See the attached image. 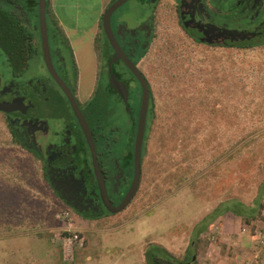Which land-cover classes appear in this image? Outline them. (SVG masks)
<instances>
[{
	"label": "rangeland",
	"instance_id": "1",
	"mask_svg": "<svg viewBox=\"0 0 264 264\" xmlns=\"http://www.w3.org/2000/svg\"><path fill=\"white\" fill-rule=\"evenodd\" d=\"M10 2H3L0 7L10 6L11 10H14L13 4L8 5ZM21 7L24 8L23 4ZM146 15L148 16V8L145 3L128 0L117 10L112 19L131 31L136 30V26L146 19ZM115 23L112 27H116ZM162 29L166 28L160 26V31ZM173 35L176 39L179 38L169 29L168 32L162 33V39L167 38L168 43L171 41L172 47L176 49L174 54H167L165 51L168 48L165 49L163 41L159 40L154 44V50L148 52L144 58L141 57L143 58L141 67L153 84V73L157 70L155 65L160 64L162 67V64H165L171 72L172 62L168 57L178 61L183 71L178 78L181 82L188 78V84L182 90L190 92L194 86H197L196 77H199L200 72L196 71V68L201 67L202 60L207 56L200 52L199 47L178 46L175 39L173 40ZM99 40L103 41L102 36ZM262 49L264 51L263 47ZM256 51L242 53L248 57L246 61L249 66L256 64V60L252 59ZM164 52L167 55L164 56ZM1 61L2 58H0ZM36 67L37 64L34 63L27 65V76H34ZM83 70H89L87 77L85 75L81 79L85 84L82 90L87 93L93 82L90 73L97 69L83 61V68H80V71ZM252 76L262 77L256 72ZM169 82L170 80L166 81L165 89H169ZM171 89L167 90V94L178 91L179 86L172 85ZM249 93L254 98L248 100L247 108L244 110L248 119L244 118L245 124L241 125L247 128L258 126L264 128V82L254 86ZM94 97L95 102L107 98L102 82L96 85ZM163 106H169V101L163 103ZM227 106L231 110V100ZM250 113L254 115L250 116ZM196 117L199 119L198 114ZM108 119L115 122L126 120L120 109ZM118 125L120 128L126 126V124ZM156 125V130L150 134L146 142V154L141 162L139 186L133 201L123 211L98 220H80L62 207L57 200L53 202L49 200L50 194L43 185H40L37 188L43 194H41L43 196L40 203L41 209L33 212L28 218V221L33 224L37 218L40 221V227L23 230L21 226H18L16 230L6 232L4 228L7 225L9 229H14L15 227L10 226H16L15 222L22 223V213L18 211L13 217L11 204L5 199L8 189H5V195L2 192L6 186H11L8 180L9 175L0 170V180L1 175L5 174V179L1 181L3 186L0 188V264H144L141 255L145 247H149L147 243L163 246L178 260L185 256H180L179 252L186 250L188 256L194 253L197 255L195 264H215L216 262L211 260L216 255V251L221 258H224L235 249L224 240L227 236H234L237 241L243 237L242 240H246L247 243L246 250L254 253L260 251V256L263 255L260 258L264 259V248L251 238L254 228L264 230V200L259 216L249 224L242 223L238 218H232L226 205H223L232 199L248 205L253 198L257 180L264 167V134L249 142L235 159V146L232 141V130L235 124H232L228 116L224 122L217 121V124ZM260 132L264 133V130ZM146 133L147 130L144 132L143 141ZM160 134L162 147L157 143V139H161ZM202 160L203 163L206 160L212 161L208 164H200ZM54 205L57 206L56 210ZM61 210H66L71 215L70 228L67 220L60 222L55 219V215ZM46 211L52 212L54 227L42 228ZM223 222L225 226L222 227L220 225ZM201 227H205L206 231L194 240L195 246H191L189 239H193L195 232L197 233ZM243 228H245L244 233ZM221 230H224L225 234L220 233ZM71 232H77L83 238V246L72 251L70 261H62L60 240ZM215 233L220 235L212 241L211 236ZM246 243L244 242V245ZM152 245L150 247H153ZM211 248H213L212 252H208L210 257L204 259ZM247 261L248 259L238 264H244ZM236 262L232 264H237Z\"/></svg>",
	"mask_w": 264,
	"mask_h": 264
},
{
	"label": "flooded vegetation",
	"instance_id": "2",
	"mask_svg": "<svg viewBox=\"0 0 264 264\" xmlns=\"http://www.w3.org/2000/svg\"><path fill=\"white\" fill-rule=\"evenodd\" d=\"M7 1H11L8 5L13 4L14 10L10 6L0 7V13L20 22L28 37L19 60L9 49H0V106L3 107L0 125L36 159L47 192L62 207L82 221L114 215L103 205L89 148L79 124H85L89 132L106 202L116 207L132 179V150L130 156L129 151L133 147L140 103V91L138 101L132 91H138L139 85L135 79L129 81L128 74H131L120 60L112 65L116 78L127 88L128 114L107 82L106 65L113 52L106 41H100L95 42L93 49L97 65H101L97 66L93 82L85 93L71 47L60 33L46 30L52 70L72 96L83 119L79 122L44 66L34 10L26 9V0H3L0 4ZM139 3L146 4L148 16L136 30H127L124 25L114 22L113 14L118 9L110 18L115 41L132 65L137 64L135 56L139 50L147 49L154 35V17L159 7L174 14L182 28L198 34L199 42L204 40L207 44L232 48L264 41V0H143ZM112 22L116 27H112ZM229 34H246L247 38L232 39ZM32 63L37 64L36 74L27 76V65ZM101 82L107 98L95 102L96 85ZM149 99L148 94V104ZM118 109L126 120L109 121ZM118 124L126 126L120 128ZM134 195L125 208L131 204Z\"/></svg>",
	"mask_w": 264,
	"mask_h": 264
},
{
	"label": "trees",
	"instance_id": "3",
	"mask_svg": "<svg viewBox=\"0 0 264 264\" xmlns=\"http://www.w3.org/2000/svg\"><path fill=\"white\" fill-rule=\"evenodd\" d=\"M138 1L143 3V0ZM28 6L34 10V16L37 21L35 11L36 0H29ZM153 26L154 35H152V39L150 40L147 49L137 53L135 60L137 64L134 65L146 83L150 98L145 120V131L147 130V133L145 134L141 146L140 172L141 162L146 154V142L150 137V134L156 130V124H217V121L224 122L228 116L231 118L232 124H235L232 130V141L233 146H235L234 153L236 159V157L243 152L249 142L256 140L259 135L264 134L260 132L264 130L262 126L247 128L244 125H241L245 124L243 123V119L247 118L244 114V110L247 108L248 100L254 98L249 92L254 86L256 87L257 85H260L261 82H264V51L262 49V47L264 48V41H257L251 44H239L232 48L223 45L207 44L204 40L199 42L198 34H195L194 32L190 33V30H187L184 27L182 28L178 18L161 7H159V10L154 17ZM160 26L165 27L166 29L160 31ZM46 28L48 32H56L55 29L48 27V25ZM169 29L171 33L175 32L178 35V39L173 35V40L175 39L178 46L199 47L201 48L200 52L205 53L207 56L206 59L202 60L201 67L196 68V71L200 72L198 74L199 77H196L198 80L197 86H194V89L190 92L182 90L186 84H188V78L184 79L182 82L178 78V76L183 73L178 61L168 57L172 62V67L170 69L171 72H169V69L165 64H162V67L160 64L155 65L157 70L153 73V84H151L145 71L141 67L142 59L148 52L154 50V44L159 40L163 41L165 49L168 48L167 51H165L167 54H174L176 49L172 47L171 41L168 43L166 42L167 38L162 39V33L165 31L168 32ZM101 36L103 42H105L101 32L95 41L100 42L101 40H99V37ZM27 37L28 35L20 22L15 20L12 16L7 17L5 14L0 13L1 50L9 49L19 60L22 56L21 52L25 47L24 41L26 42ZM251 50L260 51H256V54L252 57V59L256 60V64L253 66L247 64L246 60L248 57L242 54L243 52ZM165 52L164 56L167 55ZM142 56L143 58H141ZM107 59L108 58H106V60ZM252 59H250V61H252ZM254 72L261 74L262 77H253L252 74ZM128 76L129 81H134V78L131 75L128 74ZM168 80H170L168 83L169 89H165V84ZM172 85L179 86V90L167 94V90H172ZM132 96H134L137 101L139 100V93L136 91H132ZM230 100L231 110H229V107L227 106ZM167 101H169V106H163V103ZM216 108L219 110L216 111ZM197 114L199 115V119L196 117ZM252 115H254V113H250V116ZM1 128L2 127H0V170H3L5 174L9 175L8 180L11 184V186H6L2 192L5 195V189H8L5 199L7 203L11 204L10 206L13 211V217L16 216L18 211H21L22 213V223L15 222L16 226H10L15 227L14 229H9L8 225L4 229L8 232L16 230L18 226H21L23 230L39 228L40 221L37 218H35L34 224L29 222L28 218L33 212L39 211V208L41 209L40 203L43 194L37 187L43 185V187L46 188V182L43 180L44 176L40 177L38 164L32 154L28 152V150L23 147L13 135H10ZM160 137L161 139H157V143L162 147L161 134ZM242 141L244 142L241 145H237ZM131 150L132 148H130L129 156L131 155ZM211 161L212 160H206L203 163L202 160L200 164H208ZM5 174L4 176L1 175L0 185L2 184L1 181L5 179ZM180 181H182V179ZM2 186L3 185H1L0 188H2ZM263 186L264 180L255 188L257 199L260 198V192ZM257 199L253 201L254 204H258ZM49 200L53 202L55 199L50 195ZM223 205H226V209L230 213L239 215L242 220L241 222L244 224H249L255 219H253V217L248 218L242 215V212H248L245 209L249 208L245 207L244 209L242 203L237 200L231 201L230 204L223 203ZM54 207L56 210L57 206L54 205ZM42 221L44 223L42 228L55 226L51 211H46ZM148 245L149 247H145L142 254L144 264L194 263L192 257L196 255L195 253L193 256L186 255L183 260H178L161 246L152 244ZM151 245L153 247H150ZM193 245L195 246V242H193ZM148 251L151 252L147 253Z\"/></svg>",
	"mask_w": 264,
	"mask_h": 264
},
{
	"label": "crops",
	"instance_id": "4",
	"mask_svg": "<svg viewBox=\"0 0 264 264\" xmlns=\"http://www.w3.org/2000/svg\"><path fill=\"white\" fill-rule=\"evenodd\" d=\"M28 1L29 0H26V2H24V6L26 7L27 10L32 11V9L28 6ZM113 1L114 0H44L45 13H46V16H45L46 27L48 25V27L55 29L56 32L61 33L62 34L61 37L64 38L63 40L67 42L69 47H71L73 55L76 59L75 60L76 65L78 66L77 67L78 79H79L81 86L85 85L81 81L82 77H84L85 75L87 77V74L89 72V70H86V71L83 70L82 71L83 73L80 71V68H83V61H86L87 65L89 66L90 64H92L93 68L97 69V55L93 47L96 42L95 40L97 39V37L99 36V33L101 32V17L104 11L106 10V8ZM22 2L21 4H23ZM95 73L96 71L90 73L93 79L95 77ZM263 180H264V167H263V171L260 172L259 179L257 180L258 182L256 186ZM256 199L257 198H256V189H255L254 196L251 199V201L248 203V205H244L242 203L244 209L245 207L249 208V209H245L248 212H245V213L242 212L243 213L242 215L244 217H248V218L253 217V219L254 218L256 219L259 216L262 210V207H263L264 186L261 189L260 198L257 199L258 204L253 203V201ZM233 200L235 199L226 201L225 203L230 204V202ZM231 217L238 218L240 221H242L239 215H235L231 213ZM220 226L222 227L225 226L224 222L221 223ZM205 229H206L205 227H201L200 230L197 232L198 235L195 232L194 238L189 239L191 242V246H194L193 245L194 240L198 238L199 236H201V234L204 233V231H206ZM224 230H221L220 233L225 234ZM220 233H215V235L212 237L216 239V237L220 235ZM242 238L243 237H241L237 241L236 237L234 236L225 237L224 240L227 241L229 245H233L235 249L231 251V254L229 253L228 256L224 258H221L219 253L215 250L216 252L215 251L214 252L216 253L217 256L215 255L213 257V260L211 261L216 262L215 264H232V262L238 261L236 262L238 264L248 259V261L245 262L244 264H250L252 262L254 252H250L249 250H246L247 243H246V240H242ZM244 242L246 243V245H244ZM161 247L164 248L163 246ZM164 249L166 250V248ZM212 250L213 248L207 251L204 259H206L207 257H210V254L208 255V252L209 251L212 252ZM166 251L169 252L168 250ZM170 254L174 256V254L172 253ZM179 254L180 256L189 255L186 250L185 252H182V251L179 252ZM190 256H193V255H190ZM183 259L184 258H181L180 260H183ZM192 259H194V262H196L197 255L192 257ZM263 263L264 262L262 260L261 264ZM202 264H205V263H202Z\"/></svg>",
	"mask_w": 264,
	"mask_h": 264
},
{
	"label": "water",
	"instance_id": "5",
	"mask_svg": "<svg viewBox=\"0 0 264 264\" xmlns=\"http://www.w3.org/2000/svg\"><path fill=\"white\" fill-rule=\"evenodd\" d=\"M3 0H0V2ZM128 0H114L104 11L102 17H101V33L105 39V41L108 43L109 47L111 48L113 55L110 58V60L107 62V82L109 84V87L112 91L115 92V94L121 99V101L124 104L125 111L129 114L130 111L127 108L126 100H127V88L119 81L115 74L112 71V65L117 61L120 60L121 63L124 65V67L129 71V73L132 75V77L136 80V82L139 85V91H140V103L138 108V114H137V124H136V131H135V137L133 141V147H132V179L130 186L122 199L121 203L116 207H111L107 202L105 198L104 193V187L101 181V177L99 174V170L97 167V162L94 154L93 144L89 135V132L87 130V127L85 124H79L83 135L86 139L89 152H90V158H91V165L92 169L94 171V174L96 176V179L98 181L99 186V193L103 202V205L106 209V211L110 214H117L121 212L125 206L130 202L133 195L136 193L138 186H139V180H140V159H141V145H142V139H143V133H144V125H145V116L147 111V105H148V89L146 86V83L140 73L137 71L134 65H132L129 60L126 58L124 53L120 50L118 47L115 38L113 36V33L111 31L110 27V18L112 14L119 9L123 4H125ZM36 18H37V29L39 34V42H40V48H41V54L42 59L45 68L47 69L48 73L52 77L55 84L58 86V88L62 91V93L65 95L71 110L76 117V119L79 122H83V119L73 101L72 96L70 95L67 88L63 85V83L57 78L55 73L52 70L49 55H48V47H47V33H46V22H45V3L44 0H36ZM228 37H231L232 39H242L246 38L247 35L244 34H229ZM3 107L0 106V110H2Z\"/></svg>",
	"mask_w": 264,
	"mask_h": 264
},
{
	"label": "built area",
	"instance_id": "6",
	"mask_svg": "<svg viewBox=\"0 0 264 264\" xmlns=\"http://www.w3.org/2000/svg\"><path fill=\"white\" fill-rule=\"evenodd\" d=\"M55 219L58 221L67 220L68 227L70 228V224L72 223V217L66 210H61L59 213L55 215ZM74 230V228H73ZM242 232H245V228L242 229ZM253 235L251 238L261 247L264 248V230L254 228ZM211 240L213 237L211 236ZM60 249L62 250V261L71 260L72 259V251L76 248L80 249L83 246V238L77 232H71L67 236H64L60 240ZM262 256V255H261ZM260 251L254 253L252 262L250 264H261Z\"/></svg>",
	"mask_w": 264,
	"mask_h": 264
}]
</instances>
